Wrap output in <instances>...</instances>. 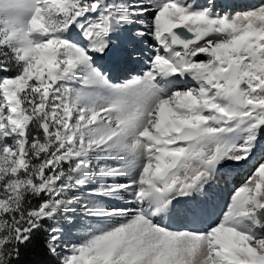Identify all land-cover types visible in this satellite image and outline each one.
I'll return each mask as SVG.
<instances>
[{
    "label": "snow or ice",
    "instance_id": "snow-or-ice-1",
    "mask_svg": "<svg viewBox=\"0 0 264 264\" xmlns=\"http://www.w3.org/2000/svg\"><path fill=\"white\" fill-rule=\"evenodd\" d=\"M0 264H264V0H0Z\"/></svg>",
    "mask_w": 264,
    "mask_h": 264
},
{
    "label": "rangeland",
    "instance_id": "rangeland-1",
    "mask_svg": "<svg viewBox=\"0 0 264 264\" xmlns=\"http://www.w3.org/2000/svg\"><path fill=\"white\" fill-rule=\"evenodd\" d=\"M218 186L221 189V195L223 196L224 194H226L225 196H227V190L225 189V186L222 180L218 181Z\"/></svg>",
    "mask_w": 264,
    "mask_h": 264
},
{
    "label": "bare ground",
    "instance_id": "bare-ground-1",
    "mask_svg": "<svg viewBox=\"0 0 264 264\" xmlns=\"http://www.w3.org/2000/svg\"><path fill=\"white\" fill-rule=\"evenodd\" d=\"M226 194H224L223 196H225Z\"/></svg>",
    "mask_w": 264,
    "mask_h": 264
}]
</instances>
